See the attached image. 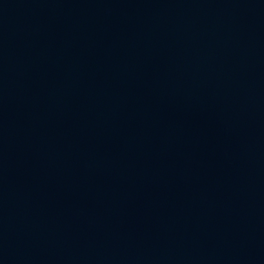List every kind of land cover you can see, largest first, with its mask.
I'll use <instances>...</instances> for the list:
<instances>
[{
	"label": "water",
	"instance_id": "95a60500",
	"mask_svg": "<svg viewBox=\"0 0 264 264\" xmlns=\"http://www.w3.org/2000/svg\"><path fill=\"white\" fill-rule=\"evenodd\" d=\"M0 264H264V0H0Z\"/></svg>",
	"mask_w": 264,
	"mask_h": 264
}]
</instances>
